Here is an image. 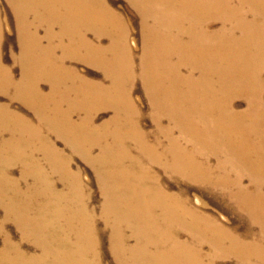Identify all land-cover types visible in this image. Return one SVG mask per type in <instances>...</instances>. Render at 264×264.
<instances>
[{
  "label": "bare ground",
  "instance_id": "1",
  "mask_svg": "<svg viewBox=\"0 0 264 264\" xmlns=\"http://www.w3.org/2000/svg\"><path fill=\"white\" fill-rule=\"evenodd\" d=\"M12 1L24 16L62 9L65 16L41 18L49 26L63 24L60 33L47 32L49 47L23 29L20 82L0 62V93L25 102L40 122L36 127L0 104V205L42 249L40 257L26 258L8 239L0 264H89L90 254L98 257L89 196L55 148L53 134L97 167L106 193L103 215L121 264H216L204 252L207 245L241 264L264 257V240L245 241L188 198L169 193L154 173L158 167L231 191L230 199L253 216L264 236V0H129L145 19L138 71L128 29L105 0ZM105 37L107 47L101 45ZM56 45L66 49L67 58L102 70L109 85L66 67L53 54ZM138 78L152 106L153 135L143 129L144 115L134 100ZM44 83L51 84L48 94ZM239 99L246 100L245 110L236 109ZM106 110L113 116L96 125ZM79 114L84 117L78 122ZM4 135L8 139L1 141ZM37 150L66 191L47 175ZM12 164L22 165L23 181L35 182L23 189L22 181L10 177Z\"/></svg>",
  "mask_w": 264,
  "mask_h": 264
},
{
  "label": "rangeland",
  "instance_id": "2",
  "mask_svg": "<svg viewBox=\"0 0 264 264\" xmlns=\"http://www.w3.org/2000/svg\"><path fill=\"white\" fill-rule=\"evenodd\" d=\"M44 1L40 0L39 2ZM65 0H49L50 3H61ZM108 7L113 10L120 19L125 23L129 32V45L133 51L136 69L140 68L141 57L143 55V29L145 25V19L138 9L129 0H105ZM17 3V2H16ZM12 0H0V62L8 71H10L16 81H21L23 77V53L24 46L22 43L23 29L29 31L37 37L44 39V47H49V43L46 39L47 32L52 30L58 34L63 30V24L61 22L52 23L51 26L42 24L41 18L50 16L52 19L62 20L64 19V9L57 11L54 15L46 14L41 15L38 12H28L21 15L16 5ZM25 22V23H24ZM57 23V24H56ZM29 27V28H28ZM52 28V29H51ZM34 32V33H33ZM87 36L90 40L97 43V39L94 35V31H88ZM102 46L107 47L109 45L108 39H103ZM53 54L56 58L63 60L65 66L70 69H75L79 74L83 75L90 81L103 83L109 85L105 73L88 64V62L76 59L67 58L66 49L56 45L53 49ZM133 89V96L136 104L139 106L143 113L142 126L145 131L150 134H154L156 125L152 118V106L149 98L145 92L142 80L138 78L135 82ZM44 93L51 92V84L44 83L42 85ZM246 100L239 99L236 102L237 110H245L247 108ZM0 104L9 106L10 109L22 117L30 121L34 126L38 127L40 122L36 112L25 104L22 100L12 97L11 94L0 93ZM67 108V107H66ZM65 108V109H66ZM68 110V109H67ZM113 116L112 110L101 111L96 118V125L100 126L105 121L109 120ZM84 117L83 114L75 116V120L81 121ZM167 122L164 123V127H167ZM48 136L51 133L45 132ZM50 134V135H49ZM54 135V134H53ZM51 135L50 138L53 141L55 148L61 151L64 158L68 159L70 166L73 169V173L79 176L82 185L85 188L89 198L88 207L90 212L95 217L96 235L98 242V257H94L93 254L88 256L89 264H121L117 259L114 250L112 249V234L113 229L111 225L106 221L107 219L103 215V207L105 203L106 193L105 188L102 186L101 179L99 178V172L95 165H93L82 153L76 152L70 144L64 139ZM8 137L4 135L1 139L6 140ZM153 141V137H151ZM37 150L34 153L35 157L39 158V162L44 166L48 172V176L53 180L55 186L60 191H66L67 187L59 175L53 176L51 173L50 164L45 158V154ZM100 153L99 147L95 149L94 155ZM36 158V159H37ZM213 165L216 163L214 159L211 162ZM48 164V165H47ZM79 171V172H78ZM154 173L158 176L161 185L171 194H180L190 200L192 207L196 208L200 213L216 220L218 223L224 225L226 228L234 232V234L240 236L247 242L263 243L264 240L263 230L259 225L255 224L253 216L242 207H239L234 201L230 199L228 195L231 191L224 188H211L203 187L190 181L172 175L161 168H154ZM52 174V175H51ZM10 177L17 181H22L23 189L27 184L35 182L34 177H29L27 181H23V167L21 164H12L10 166ZM53 177V178H52ZM83 180V181H82ZM245 186L250 185V179L244 180ZM15 218L10 217L3 205H0V251L6 247V242L9 239L14 245L24 253L26 258L37 257L42 255V249L36 243L32 237H27L25 232ZM2 226V228H1ZM251 232L250 235H247ZM9 236L11 238H9ZM188 239L187 236L182 237ZM5 239V240H4ZM130 245H134L135 241L129 242ZM20 245V247H19ZM39 248V249H38ZM23 250V251H22ZM205 254L209 256L208 260H215L216 264H241L240 259L235 255H218L214 254L213 249L208 245L204 248ZM22 253V254H23ZM27 254V255H26ZM36 255V256H35ZM53 259L46 261L45 263L38 264H59ZM37 264V263H36ZM248 264H264V257L260 255H254L249 258Z\"/></svg>",
  "mask_w": 264,
  "mask_h": 264
}]
</instances>
